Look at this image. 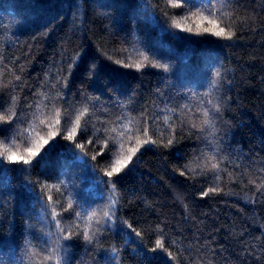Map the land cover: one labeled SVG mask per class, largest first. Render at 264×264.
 I'll list each match as a JSON object with an SVG mask.
<instances>
[{
  "label": "trees",
  "instance_id": "16d2710c",
  "mask_svg": "<svg viewBox=\"0 0 264 264\" xmlns=\"http://www.w3.org/2000/svg\"><path fill=\"white\" fill-rule=\"evenodd\" d=\"M0 117V264H264V0H0Z\"/></svg>",
  "mask_w": 264,
  "mask_h": 264
},
{
  "label": "snow or ice",
  "instance_id": "6c2138e0",
  "mask_svg": "<svg viewBox=\"0 0 264 264\" xmlns=\"http://www.w3.org/2000/svg\"><path fill=\"white\" fill-rule=\"evenodd\" d=\"M173 6H178L177 4H174ZM203 19H208V17H203ZM209 22H212V21H209ZM173 23L175 24L176 27H181L180 23L177 22V21H173ZM188 31H192L191 28H188L187 29ZM204 32H212L213 30L212 29H208V28H205L203 29ZM214 35H217V36H223L225 38H231L232 36V33L230 31H225L224 28H220L218 31H215L213 32ZM137 67H140L139 64L136 65ZM216 107V106H214ZM87 109L85 108L82 112H80V114L76 117V120H75V123H74V126L72 128V130L69 132L68 136H67V139L69 140H72L74 135L76 134V130L80 127V121H81V117L84 115V112H86ZM57 117H59V111H57L56 113ZM204 115L205 117L208 116V112L205 111L204 112ZM0 119H2V117H0ZM167 119V118H166ZM59 119L56 120V123L59 124ZM205 123H209V121L207 119H205L204 121ZM113 131H115V129H113ZM56 135L55 132H52L49 136V139H51V137H54ZM124 135L123 132L120 133V136L122 137ZM172 141H169V143H171ZM49 141L48 140H42V142L38 143L37 144V147L34 151H31L30 150V157L29 159H24L23 156H15L14 154L9 156L8 159L9 160H14V161H18V162H23L24 164H29L30 163V159L31 157H34L38 154V152L40 151L41 148L44 147V145L48 144ZM138 143H147V141H138ZM78 147H82L81 145H77ZM121 148H123V145H121ZM137 151L136 148H132L131 149V153L132 155L135 154V152ZM132 155H128L126 158H123V159H116L111 167V170L108 171L106 174L111 177L113 176L114 174H119L122 169H124L128 162L132 160ZM213 168L217 167V165H212ZM113 187H115V185H113ZM210 191H216V189H210ZM51 199V198H50ZM113 203H115V201H113ZM55 215V213H53ZM96 215V213H92L91 216L89 217V219H92V217H94ZM104 216H109V212H104ZM67 239V237H65ZM85 238L86 239H90V237L88 236L87 233H85ZM156 246L157 247H160V248H163L164 245L162 243L161 240H157L156 241ZM115 251V249H114ZM52 257L49 256V257H46L45 259H51Z\"/></svg>",
  "mask_w": 264,
  "mask_h": 264
}]
</instances>
